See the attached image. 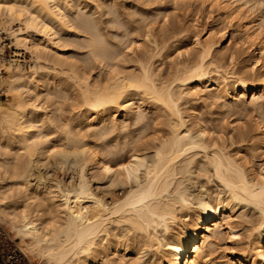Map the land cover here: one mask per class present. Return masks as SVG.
Returning a JSON list of instances; mask_svg holds the SVG:
<instances>
[{
  "label": "bare ground",
  "instance_id": "obj_1",
  "mask_svg": "<svg viewBox=\"0 0 264 264\" xmlns=\"http://www.w3.org/2000/svg\"><path fill=\"white\" fill-rule=\"evenodd\" d=\"M115 1L98 0L96 2L94 0L91 6L95 7L93 15L101 17L105 15L104 18L108 15L110 19H107V21H111H108V23L113 26L118 24L120 27L122 21H120V24L118 16L122 11L118 14L117 11L120 8L117 9L114 5ZM136 1L139 2L140 0ZM259 1L256 2L259 3ZM133 2L136 3L135 0ZM211 2L225 13V18L236 20L234 32L240 33V35L234 37V32L228 35L227 30L222 26L216 29H206L203 39L197 34L192 35V44L198 48L197 56H193V60L188 62V65L184 64L183 68L179 67V73L172 81L166 83L168 80L165 81L166 79L164 80L162 76L154 75V69L152 71L150 68L152 64L150 61V66H144L136 59L139 68L142 65L140 69L137 67L139 70L131 68L133 71L129 70V67L127 68L129 71L125 70L123 64L120 65L119 62L116 65L108 63L110 67L106 66L108 64L105 61H112L107 57L105 58L108 60L104 59L105 55L108 56L107 48L112 52L110 50L111 45L110 48L105 46V48L107 47L105 50L101 46L103 50H100L96 43L97 39L102 38V35L99 36L98 34L100 38L96 39V34L94 32L91 34V31L94 30L88 31L97 40L96 43L92 42L95 45L92 44L91 47L92 49L95 46L97 47H95V50L93 49L96 52L94 53L95 56L99 54L100 56L97 57H103L102 59L98 58L99 60L95 59L98 60L96 61L99 64L97 66L98 71H103L105 66V73L100 71L104 75L98 74V71L93 75L91 70L88 71V69L85 70L86 67L83 68V63H77L76 58H73L75 47L64 35L75 33L74 26L76 22L74 25L72 23L74 21L71 22L73 18L71 17L73 16L72 10H75L74 14H77L76 10L83 7L84 0L83 3L82 0L0 1V26L7 27L11 22H18L20 26L14 35V44L16 47L28 51L33 58V64L28 69L22 70L15 67L0 79V89L5 88L8 90L7 98L0 100V217L8 219V226L20 237L22 242L26 238L29 240V243L25 245H31L37 249V254L42 259L40 264H128L127 260L129 259L130 262V258L132 264H137V255L145 247H151L155 251L153 258L146 264H210L211 253L215 247H218L217 241L220 236L226 239L229 244L224 249L226 258L224 262L226 264H264V168L254 169L253 164L248 165L246 160L243 162L248 153L246 155L241 154L244 158L240 156V160L239 157H236L239 154L235 155L233 152L232 156L230 150L228 153L222 147L225 142H221L223 138L218 135L222 134V127L220 128L221 125L219 124L221 118L218 117L219 121L216 120V122L209 119L211 122L216 123H212V126L210 124V127L209 124H206L209 122L208 120H205L204 123L203 119V121L197 119L198 122L193 119L198 124L196 122L192 123L191 116L189 115L190 118L188 117L187 120L185 118L187 114L184 115L183 113L187 109L182 111L180 107L185 100L188 102L189 99H191L189 101L201 99L200 101L205 102L209 100L211 106L216 100H221L223 105L220 104L221 108L226 106L228 109L233 101L232 99L236 101L238 98L244 99L250 93L253 103H256L258 99L261 100L258 103L261 105H263L261 102L264 103V32H262L263 30L260 29L258 23V20H263V18H257V20L254 16L249 19L246 10L239 13L241 6L245 7L248 0H211ZM88 3L83 8H86L89 5ZM235 3L238 5H235ZM90 4H92L91 0ZM143 4L140 6H143ZM253 4L250 5L249 3V10L256 8ZM110 5L112 8H116L110 9ZM104 7L107 11H103L105 10ZM89 10L92 11V8L90 7ZM89 14L91 18L92 12ZM111 14H114V16L116 14L117 18L111 17ZM140 14L146 15L145 12ZM154 15L156 14L154 13ZM147 16L142 15L140 19L148 18L149 16ZM150 16L153 17L151 14ZM83 17L81 19L78 16L80 20L86 18V16ZM94 18L96 17L94 16ZM94 18L92 19L93 23L99 19L97 17L98 19L94 20ZM115 18L118 22L115 21ZM105 19L98 22L101 24ZM122 20L126 21L125 19ZM149 20H151L150 17ZM84 21H81V23H85ZM88 21L90 26L91 22ZM107 21L104 22L107 23ZM98 22L94 24L95 26L97 24V27ZM126 23L123 24L125 27ZM118 25L115 27H118ZM131 25L133 26L132 22L130 23L132 30L129 28L131 30L129 31L134 30L133 32H137L135 30L138 29V26L132 28ZM87 26L88 22L84 24V30ZM147 28L144 30H147ZM148 31H145V33L149 36ZM115 32L117 34V31ZM173 33L172 35H174ZM140 38L135 40L137 45L142 43ZM146 38L148 37L146 36ZM225 40L232 48V50L229 49L231 50L229 55V51L227 54L225 53L228 45L226 48L223 46ZM227 55L228 59L232 60L230 64L239 57L243 58L245 64H242L240 70L242 75H239L240 71L236 74L237 71L235 70V72L234 69L228 71V73L224 72L226 70L221 71L223 65L221 64L220 67L217 64L219 61L224 60L223 58L227 59ZM78 56H82V54ZM90 58L92 60V56ZM144 58L143 60H145ZM240 58L238 61H240ZM122 59L123 63L126 62ZM146 59L149 60L150 58L148 59L146 56ZM130 60L135 62L132 58ZM89 63L93 64L90 61ZM212 66L217 69L216 77H208L210 76L208 73H211L209 68L211 69ZM237 68L240 69V67ZM91 69L94 71L93 68ZM246 69L251 72L258 69L259 73L257 72L256 76L253 75L254 78L249 79L250 77H246ZM207 74L208 78H206ZM56 88H61L59 93L63 95L69 94L66 92L69 91L70 98L75 102L77 101L76 103L84 108L85 116H82V114V117L75 115V117H80L78 122L80 121V124H82V128H80L82 131L77 134L81 132V135L75 136L76 133L75 135L72 134V131H70L72 123L69 119L68 121L71 124L64 122L63 129H61L63 124L59 126L54 121L55 125L52 121L51 116L53 117L56 110V108L53 109L52 105H55L56 98L59 100V97H62V95L57 96L58 91L56 90L58 89ZM53 90L55 91L53 92ZM260 104H258V107L261 109ZM217 105L219 106V104ZM51 106L53 112H51ZM143 112L150 113L151 117L153 116L150 126H153V133H158L148 142L153 154L149 163L146 164L144 153L140 150L141 147L140 149L128 147V140L126 141L127 145L124 144L125 141H122L125 146L119 144L120 146L117 147L114 146L115 143L113 145L115 150L114 148L112 150V146L107 145V140L111 136L106 138L110 134L112 135V133L121 130L120 123H128V120H131L135 125L139 123L144 116ZM222 114H220L221 117L225 116ZM225 114L227 115V113ZM262 115L260 113L258 116L261 117ZM263 118L261 117L256 125L253 124L256 126L253 128L254 130L258 127L257 123L262 124L260 122H263L262 125H264ZM75 119L77 120V118ZM146 122L144 123L145 126L143 123L141 126L146 128V125H148V122L147 124ZM44 123L48 125V128L52 127L55 130L51 128L53 132H56V137L61 132L63 133L64 144L59 141V138L57 140V138L51 136L53 132L50 129L47 131L42 130L41 127L45 126ZM191 123L192 125H190ZM242 126L240 127L237 124L238 128L234 125L230 127L231 131L236 129L235 136L229 135L228 138L232 143L244 141L242 143L244 145L247 142L246 138L249 133L244 128L246 125ZM260 127L262 128V126ZM260 127H258L259 133L257 135L259 138L255 137L257 140L254 139L252 143H255L262 152L264 149V130ZM44 128L48 129L47 126ZM58 130L61 132L57 133ZM73 131L77 132L78 128ZM83 131H85V134L82 133ZM122 132L119 131L118 133ZM125 132L127 131L125 130ZM118 133L112 137H118ZM214 133L217 138L219 137V141L216 140L217 138L212 137ZM83 135L88 136V139ZM103 136L105 138L103 140L107 141V144L99 139ZM62 137H60L61 141ZM94 137L101 140L99 147L93 143L94 141L95 143L99 142V140H94ZM124 138L126 139V137ZM54 139L61 144L59 143L60 145L57 146L58 143L55 144ZM91 139H93V142H90ZM114 141L116 140L114 139ZM220 142L223 145L219 144ZM74 147L77 148L74 149ZM226 147L229 148V146ZM257 152L259 151L257 150ZM72 153L81 155L80 169H83L82 167H85V164L88 163L91 168L104 173V176L112 177V180L120 177L123 181H126L131 174H136L140 167L144 166V181L137 183L133 188H129L121 198L111 199L110 202H105L103 198L92 193L90 185H87L88 182L84 181L85 177L82 173L84 171L80 169L78 182L76 181V185L73 184L74 186L71 187V185L70 188L64 187V185L62 187L59 182H55L56 185L49 182L47 186L45 185L46 187L43 186L44 189L39 186H30L29 182L26 183V177L28 173L31 174L32 172L30 170H32L33 162L38 163V157L49 158L51 154H64L66 157L65 154L71 155ZM79 154L77 155L79 156ZM246 159L253 160L249 157ZM262 162L264 163V159ZM34 165L36 164L34 163ZM192 170H198V173L200 171L201 174L204 173V176L207 177L208 175V177L216 179L217 182L219 181L225 189V193H222L225 195L222 196L219 191L218 193H214V191L210 193L208 190L202 189L195 199V207L193 206L194 208L191 209L192 201L187 188L183 186L182 182L191 179L189 177L193 172ZM54 187L57 189V193H55ZM14 197L20 198V200H17L19 201L18 204H16L17 201L14 203L13 200H16ZM239 204L251 205L259 213L258 224L254 225L252 232L245 240L240 236L241 231L237 229V222L233 221L234 218L240 216V219L238 218L240 222L241 220L242 223L246 222L244 221L245 216L238 214L236 211ZM186 210H190V213H186L185 218L180 219L179 212H187ZM119 229L121 230L120 233ZM158 232L165 234L163 237L164 243L156 237ZM132 258L136 262L133 263ZM125 259H127L126 263ZM224 262L222 263L224 264Z\"/></svg>",
  "mask_w": 264,
  "mask_h": 264
},
{
  "label": "rangeland",
  "instance_id": "obj_2",
  "mask_svg": "<svg viewBox=\"0 0 264 264\" xmlns=\"http://www.w3.org/2000/svg\"><path fill=\"white\" fill-rule=\"evenodd\" d=\"M0 1H2V0H0ZM85 1H86V3H85ZM96 2H98V0H95ZM115 1V0H114ZM117 1H119V2H121V3H119V2H117ZM117 1H115V3H114V5H116V7H117V9L118 8H120V9H118L119 11H117V9L115 10V12L117 11V12H119L118 14H120V12H121V14H120V16H118V20H119V22L120 21H122V25H120V27H119V25L118 24H115V26L116 25H118V27H115V26H113V25H111L110 23H108V21H107V19H110V16H109V18H108V15H106V19L104 18V16L103 17H101V16H99V15H93V11H94V9H95V7L94 6H91V5H93V3H94V0H91V2H92V4H90V0L88 1V0H84V3H85V5H84V3H83V0H82V6L84 7V6H86V4L88 3L89 5H87V7H91L92 8V11L91 10H89V8H83V11L84 10H86V11H84V13H83V11H82V8H76L77 10H76V13L77 14H74L75 13V10H72L73 11V16H71V17H73V18H75L74 20H73V18L71 19V22L72 21H74V22H72L73 23V25H74V23H75V26L77 25V27H75L74 26V31H75V33L73 34V35H69V34H66V35H64V37L67 39V40H69L70 42H71V44H73L74 45V47H75V50L73 51V53L75 54V56H73V58L75 57L76 58V61H77V63H79V64H84V63H88V64H82V66H83V68H85V70H87L88 69V71H90L91 70V74H95L96 73V71H98V69H97V66L99 65L96 61H98L100 58L99 57H97V56H100L99 54L97 55V56H95L94 55V53H96L94 50L97 48L96 46L98 45V47H99V49L100 50H103V48L102 47H104V50L109 46V48H110V45H111V48H110V50L112 51V52H110L109 50H108V48H107V53H108V56L107 55H105L104 56V59H106L105 57H107V58H109L110 60H112L111 62L110 61H105V63L106 64H115L116 65V63H118L119 62V64L121 65V63L123 64L122 66H124L123 68H125V70H127V71H129L131 68L132 69H136L137 67L139 68V66H138V64H137V61L139 60V63L141 62L144 66H150V64H151V70L153 71V69H154V75L156 74V75H158L159 77H163V79L165 80V81H167L166 83H169L170 81H172L173 79H174V77L176 76V74H178L179 72L178 71H180V69H179V67H181V68H183L185 65H188V62H190L191 60H193V56H197V51H198V48L197 47H195L193 44H192V38H193V36L192 35H195V34H197L201 39H203L204 37H205V31H206V29H209V28H212V29H216V28H218V27H221L222 26V28H225L226 30H227V34L228 35H230V34H232L233 32H234V27H235V25H236V20L235 19H228V18H225L226 17V15H225V13H223V11L218 7L217 8V5H216V7H215V4L213 5L212 4V2H211V0H183L182 2H181V0H150V1H148L147 0V3H146V0H138L139 2H137L136 0H135V2L136 3H134L133 1L134 0H117ZM142 1H144V2H142ZM185 1H186V3H185ZM210 1V2H209ZM250 1V2H249ZM254 2H255V4L257 3L256 1H259V0H253ZM252 0H248V4H246V6L244 7V6H241L240 8H241V10L239 9V13H242V11L244 10H246V12H248L247 14H249V19L250 18H252V17H254L255 16V18L257 19H260L261 17L263 18V20H258V23H259V26H260V29L261 30H263L262 32H264V17H263V14H264V0L262 1V0H260L259 1V3H257L256 5L255 4H253L254 2H253ZM124 2H125V4H124ZM140 2H142V3H140ZM144 3V4H143ZM238 3V2H237ZM237 3H235V5H238ZM249 3H250V5H254V7H258L257 9L256 8H253V6H252V8L253 9H251V10H249ZM111 4V3H110ZM118 4H120V5H118ZM136 4H138V5H136ZM143 4V6H140V5H142ZM240 4V3H239ZM109 5V4H108ZM213 5V6H212ZM249 5V6H248ZM261 5V6H260ZM111 6V5H110ZM126 6V7H125ZM129 6V8H127ZM115 7V8H116ZM124 7V8H123ZM132 7V8H131ZM143 7H144V9H143ZM259 7H261V8H259ZM105 8V7H104ZM110 9H113L112 8V6L111 7H109ZM114 8V9H115ZM121 8H122V10H121ZM145 8H148V9H145ZM246 8V9H245ZM248 8V9H247ZM110 9H109V11H110ZM140 9H141V11H140ZM221 11H220V10ZM82 12H81V11ZM135 10V11H134ZM147 10V11H146ZM248 10V11H247ZM254 10V11H253ZM79 11H80V13H79ZM87 11H88V13H87ZM103 11H107L106 10V8H105V10H103ZM137 11V12H136ZM151 11H152V13H151ZM241 11V12H240ZM243 11V12H244ZM250 11V12H249ZM90 12H92V14H91V18L89 17L90 16ZM133 12H135V13H133ZM138 12H140V13H146V15L145 14H138ZM87 13V14H86ZM108 13V12H107ZM150 13L152 16L154 15V13L156 14V15H154L153 17H151L150 16V14L148 15V14ZM79 14V15H78ZM109 14V13H108ZM124 14V15H123ZM138 14V15H137ZM110 15V14H109ZM112 15V14H111ZM140 15V16H139ZM149 16L150 17V19L152 20H149V17L148 18H142V19H140L141 18V16ZM77 16V17H76ZM78 16H79V18H81L82 19V17L83 18H85V16H86V18L87 17H89V19L88 20H90V22H91V24H90V26H89V21L88 20H86V18L85 19H83V20H85L84 22L85 23H87L88 22V26H87V28L84 30V28L85 27H83L84 26V24L85 23H81V21L83 22V20H80L79 18H78ZM94 16L98 19V21L100 20V17H101V20L102 19H105V20H103V22L104 21H107V23L106 22H102L101 24L98 22V21H96V22H98L99 24H98V27H97V24H96V26L94 25L95 23H93L94 21L92 20L93 18H94ZM114 16V14L111 16V17H113ZM117 15L115 14V16L114 17H116ZM93 17V18H92ZM113 17V18H114ZM120 17V18H119ZM128 17V19H129V21H127L128 19H126ZM139 17V18H138ZM96 18H94V20L96 19ZM112 18V19H113ZM117 18V17H116ZM115 18V21L116 22H118L117 21V19ZM154 18H155V20H154ZM111 19V20H112ZM122 19H125L126 21H124V20H122ZM134 19V20H133ZM138 19H140V20H138ZM78 20V21H77ZM101 20H100V22H101ZM132 20V21H131ZM141 20H143V21H141ZM144 20L146 21L145 23H144ZM80 21V22H79ZM140 21V22H139ZM235 21V22H234ZM109 22H111V21H109ZM113 22H114V20H113ZM123 22H127L126 24L129 26H127L126 25V27H125V25H123V24H125V23H123ZM132 22V24H133V26H138V29L137 30H135V31H137V32H130L132 29L130 28V23ZM137 22H139V23H137ZM12 23V22H11ZM10 23V24H11ZM81 23V24H80ZM93 23V24H92ZM137 23V25H135ZM141 23V24H140ZM83 24V25H82ZM120 24H121V22H120ZM82 27H80V26ZM92 25V26H91ZM145 26V28H147V25L149 26L148 28H147V30H149L148 31V33H149V36H150V38H149V36L148 35H146V33H145V31L147 32V30H144L145 28H144V26ZM132 26V25H131ZM133 26H132V28H133ZM139 26H142V27H139ZM79 27V28H78ZM90 27H92V28H90ZM121 27H124L123 29L121 28ZM77 28V29H76ZM89 28H90V30H89ZM97 30H96V29ZM98 28H99V32H98ZM103 28V29H102ZM113 28H114V30H113ZM117 28V29H116ZM131 30H130V29ZM204 28V29H203ZM112 29V30H111ZM116 29V30H115ZM127 29H128V31H127ZM178 31H177V30ZM78 30H79V32H78ZM91 30H94V31H91ZM130 30V31H129ZM175 30H176V32H175ZM86 31H87V33H86ZM91 31V34H93V32H94V34H96L95 36H97V37H95L96 39L97 38H100V37H98V34H99V36H101L102 38H100V39H102L101 41H100V39H95L89 32ZM102 31V32H101ZM115 31H117V34H116V32ZM96 32V33H95ZM114 32V33H113ZM125 32H129V33H126L125 34ZM172 32H174L173 34L174 35H172ZM143 33H145V34H143ZM176 33V34H175ZM235 33V34H234ZM233 33V35H235L234 37H238V34L240 35V33H237V32H234ZM119 34V35H118ZM124 34V35H123ZM140 34V35H139ZM90 35V36H89ZM143 35V36H142ZM237 35V36H236ZM89 36V37H88ZM141 38H140V37ZM145 36V37H144ZM146 36L149 38H146ZM84 38V39H83ZM87 39V41H85L84 42V40H86ZM92 38H93V40H92ZM106 38V39H105ZM138 38H140L141 39V42L143 43H140V45H137V43L135 42V40L136 39H138ZM146 38V39H145ZM145 39V40H144ZM90 42H89V41ZM94 40H95V42H94ZM107 40V41H106ZM79 41V42H78ZM96 41H97V43H96ZM101 43H103V44H101ZM103 41V42H102ZM154 41H156L155 42V44H154ZM82 42V43H81ZM96 43V48L94 47L93 49H92V44L93 43ZM99 42V43H98ZM153 42V43H152ZM162 42V43H161ZM80 43V44H79ZM228 42H227V40H225L224 41V48H226L227 47V44ZM85 44V45H84ZM82 45V46H81ZM90 45V46H89ZM93 45H95V44H93ZM137 45V46H136ZM154 45V46H153ZM80 46H81V48H80ZM87 46V47H86ZM102 46V47H101ZM105 46H107L106 48H105ZM114 46H115V48H114ZM79 47V48H78ZM91 47V48H90ZM102 49H101V48ZM155 47H157V48H155ZM83 48V49H82ZM160 48V49H159ZM82 49V50H81ZM85 49V50H84ZM87 49V50H86ZM90 49H92V50H90ZM154 49H156V50H154ZM159 49V50H158ZM229 49H231L232 50V48L231 47H229V45H228V48L227 49H225V53L227 54V52H228V55H229V53L231 52V50H229ZM76 50H78V51H76ZM99 50V51H100ZM117 50H119L120 52H118ZM224 50V49H223ZM93 53H92V52ZM116 51V52H115ZM86 52V53H85ZM88 52V53H87ZM116 54H115V53ZM224 52V51H223ZM222 52V53H223ZM122 53H124V54H122ZM126 53V54H125ZM73 54V55H74ZM82 54V56H78V55H81ZM128 54V55H127ZM140 54V55H139ZM90 55V56H89ZM124 55V56H123ZM147 56V58L149 59V60H147L146 59V56ZM152 55V56H151ZM221 55H223V54H221ZM228 55H227V59L226 58H223L224 60H221L222 61V63H221V61H219V63L218 62H215V63H218L217 65H219L220 67H221V71H224V70H226V71H224L225 73L227 72L228 73V71H232L233 69H234V71L236 70L237 71V73L236 74H238V72L242 69V64L244 65L245 63L243 62V58L241 57H239L240 58V61H238V59L237 60H233V63L232 64H230L231 62H232V60H230V59H228L229 57H228ZM86 56H88V57H86ZM92 56V60H91V57ZM110 56H112V57H110ZM218 57H219V55H217ZM30 57H31V61H30V63L28 64V66H26V67H21L20 69H22V70H25V69H28V67H30L32 64H33V58H32V56L30 55ZM82 57V58H81ZM94 57V58H93ZM119 57H121V58H119ZM127 57V58H126ZM142 57V58H141ZM145 57V58H144ZM194 57V58H195ZM221 57V56H220ZM223 57H226V56H224L223 55ZM74 58V59H75ZM84 58V60H82ZM86 58V59H85ZM87 58H88V60H87ZM90 58V59H89ZM98 59V60H96V59ZM103 58V57H102ZM101 58V59H102ZM124 59V61H126V62H124L123 63V61H121V59ZM133 59V60H135V62L134 61H131L130 59ZM143 58L145 59V60H143ZM190 58V59H189ZM122 59V60H123ZM126 59V60H125ZM136 59H137V61H136ZM86 60V62H84ZM106 60H108V59H106ZM113 60H114V63H113ZM147 60V61H146ZM189 60V61H188ZM228 60V61H227ZM79 61V62H78ZM81 61H83V62H81ZM89 61L90 62H92L93 64H90L89 63ZM102 61V60H101ZM128 61V62H127ZM131 61V62H130ZM146 61V62H145ZM151 63H150V62ZM230 61V62H229ZM235 61V62H234ZM184 62V63H183ZM186 62V63H185ZM239 62V63H238ZM95 63V64H94ZM97 63V64H96ZM103 63V62H102ZM104 63V64H105ZM90 64V65H89ZM109 64L108 65H106V66H108V67H110L109 66ZM141 64V65H142ZM185 64V65H184ZM222 64V65H221ZM235 64V65H234ZM86 65V66H85ZM89 67H88V66ZM119 65V66H120ZM126 65V66H125ZM140 65V64H139ZM141 65H140V68H141ZM234 65V66H233ZM96 66V67H95ZM102 66V65H101ZM121 66V67H122ZM129 67V68H128ZM154 67V68H153ZM226 67V68H225ZM233 67V68H232ZM237 67H240V69L239 68H237ZM90 68V69H89ZM91 68H93L94 69V71L91 69ZM99 68V67H98ZM104 69H105V66L103 67ZM102 68V69H103ZM129 70H128V69ZM137 68V69H138ZM139 68V69H140ZM214 68L215 67H211V69L209 68V71L211 72V73H208L210 76H208V74L206 75V78H208V77H216L215 76V73H216V68H215V70H214ZM223 68H225V69H223ZM236 68V69H235ZM103 69V71L102 70H100L101 71V73H105V70ZM131 69V70H132ZM136 69V70H137ZM138 69V70H139ZM156 69V70H155ZM179 69V70H178ZM223 69V70H222ZM239 69V70H238ZM213 72H212V71ZM247 71H246V77H250L249 79H252V78H254V76H256V73L259 71L258 69H256V71L255 72H251V71H248V69H246ZM258 70V71H257ZM100 71H98L97 73L98 74H100V75H104V74H101L100 73ZM133 71V70H132ZM215 71V72H214ZM235 71V72H236ZM134 72H136V71H134ZM137 72H139V71H137ZM155 72H157V73H160V74H157V73H155ZM223 73V72H222ZM242 72L240 71V73H239V75L241 74ZM259 73V72H258ZM257 73V74H258ZM93 74V75H94ZM161 74H163V75H161ZM243 74H245V73H243ZM251 74V75H250ZM155 75V76H156ZM242 75V74H241ZM254 75V76H253ZM157 76V77H158ZM208 76V77H207ZM205 79V78H204ZM206 80V79H205ZM5 88H3V90H4ZM56 89H58V88H56ZM59 90H60V92H61V88H59L58 90H56V91H58V93H59ZM55 90H53V92H54ZM7 92H8V90H4V94L2 95V96H0V100H4V99H6L7 97H6V95H7ZM66 92H68L69 94H70V92L69 91H66ZM57 93V92H56ZM57 93V96H61L62 95V97H59V100H57L58 98H56V96H55V105H52L53 106V109L54 108H56V110H55V112L53 113V117L51 116V119L53 118V122L54 121H56V124H58L59 126H61V124H63L64 122H67V123H69V124H71V129H70V131H72V134L74 133V135H75V133L77 134V133H79V131H82V129H80V128H82V124H80V121L78 122V120H80L79 118L80 117H82V116H85L86 115V112H85V110L83 111V109L84 108H82L81 107V105L79 104V103H76L75 102V100H73L72 98H70L71 97V94L69 95V94H61V93H59L58 94ZM65 96V97H64ZM61 99V100H60ZM188 100V99H187ZM189 100H191V99H189ZM188 100V102L185 100L182 104V106L184 107V109H183V107L182 106H180L181 108H182V111L184 110L185 111V109H187V111L186 112H183L184 113V115L185 114H187L186 115V119L188 120V117L190 118V116H191V120H193V119H196V121H197V119L198 120H204V123L206 122L205 120H208L209 122H211L210 120H215V122H216V120H218V117H219V119H220V121H219V124L221 125L220 126V128H221V133L222 134H218L219 135V137L220 138H223L222 140H224V141H222L221 139V142H225L224 143V145L220 142L219 144H221V145H223L222 147L223 148H225V150L229 153V150L231 151V154H232V156H233V152H234V154L235 155H238V156H236V157H239L240 158V160H241V157L243 156H241V154H245L246 155V153H248L247 154V157H249L250 159H253V160H250L249 161V159H246V158H244V156H243V162H244V160H246V161H248V165H250V164H253L252 166H253V168L254 169H262V168H264V163L262 162L263 161V157H264V149L262 150V152H261V149L259 148H257V145L254 143H252V141L254 140V139H256L257 140V138H259V136L257 137V135H258V133H259V128L258 127H260V126H262V128L261 129H263L264 130V125H262L263 124V122H260V123H262V124H258L259 123V119L262 117H264V103L263 102H261L263 105H261L260 103H258V101L260 102L261 100L260 99H258V101H256V103H253V100L251 99V93L250 94H248V96L247 97H245L244 99L243 98H238V100L236 101L235 99H232L233 101L231 102V105L230 106H228L229 108L227 109V107L225 106V107H223V108H221V100H216L217 102L218 101H220L219 103H217L216 101L215 102H211L212 103V106H211V104H210V102H209V100H208V102L206 103L205 101H200L201 99H198V100H195V101H189ZM193 100V99H192ZM59 101V102H58ZM236 101V102H235ZM187 102V103H186ZM75 103V104H74ZM186 103V104H185ZM260 104V106H261V109H260V107H258L259 105L258 104ZM74 104V105H73ZM217 104H219V106L217 105ZM221 104V105H220ZM236 104H237V106H236ZM52 106H51V112H53V109H52ZM187 106H188V108H187ZM223 106V105H222ZM231 106H232V108H231ZM263 106V107H262ZM191 107V108H190ZM258 107V108H257ZM57 108H59L58 109V111H57ZM74 108V109H73ZM81 108V109H80ZM191 110H190V109ZM263 108V109H262ZM259 109V110H258ZM189 110V111H188ZM218 110V111H217ZM57 111V112H56ZM73 111V112H72ZM83 111V112H82ZM143 111H145V110H143ZM193 111V112H192ZM196 111V112H195ZM226 111V112H225ZM263 111V112H262ZM50 112V113H51ZM75 112V113H74ZM78 112V113H77ZM82 112V113H81ZM219 112V113H218ZM80 113V114H79ZM182 113V114H183ZM193 114V115H191V114ZM195 113V114H194ZM222 113H224V114H222ZM225 113H227V115L225 114ZM260 113L261 114H263L261 117H259L258 115H260ZM79 114V115H78ZM81 114H82V116H81ZM84 114V115H83ZM144 116L142 117V120H144V122H142V120L139 122V123H137L136 125L131 121V120H128L127 122L128 123H120V126H122L120 129L121 130H119L120 132H122V133H118L119 131H116V133H118L117 135H118V137L117 136H114V137H112L114 134L116 135V133H112V135L110 134L108 137H106V138H109L110 136H111V138L110 139H106L107 141V143L105 142V140H103V139H105L104 138V136H103V138L101 137V138H99V139H101L103 142H105L107 145H109L110 147H111V149L113 150V148H114V150H115V147L114 146H117L118 147V145L120 144V145H122L123 143H122V141H125L124 142V144L125 145H127L128 147H130V148H133V149H135V147H137V149H140V147H141V149L140 150H142L141 152L142 153H144V156H145V164L146 163H149V161H150V158H151V156H152V154H153V150L150 148V143H148V142H150L149 140H151L152 138H153V136L156 134H158V133H153V131H152V129H153V126L151 125L150 126V123L152 124V117H151V114L150 113H147V112H143L142 113ZM146 114V115H145ZM198 114V115H197ZM214 114H215V116H214ZM219 114V115H218ZM220 114H222V115H225V116H220ZM258 114V115H257ZM52 115V114H51ZM75 115L76 116H80V117H75ZM183 115V116H184ZM190 115V116H189ZM209 115H211L210 117H209ZM57 116V117H56ZM74 116V117H73ZM193 116V117H192ZM228 118H227V117ZM56 117V118H55ZM72 117V118H71ZM145 117V118H144ZM197 117V118H196ZM209 117V118H208ZM216 117H217V119H216ZM74 118V119H73ZM75 118H77V120L75 119ZM144 118V119H143ZM200 118V119H199ZM225 120H224V119ZM68 119L69 120H71L70 122L68 121ZM72 119H73V121H72ZM150 119V120H149ZM189 119V120H190ZM210 119V120H209ZM257 119H258V121H257ZM264 119V118H263ZM263 119H261V121H263ZM202 120V121H203ZM223 120H224V122H223ZM234 120V121H233ZM145 121H147L148 122V125H146V128L144 127L145 126ZM195 120H193L192 121V123H194V122H196ZM202 121H200V122H202ZM147 122H146V124H147ZM191 122V121H190ZM198 122V121H197ZM196 122V123H197ZM209 122H207L206 124H209V127H210V124H211V126H212V123L213 124H216L214 121L213 122H211V123H209ZM221 122V123H220ZM234 122V123H233ZM256 122H258L257 123V128L254 130L253 128H255L256 126H254V125H256ZM47 123V122H46ZM76 123H78V124H76ZM144 124V126H141V125H143ZM192 123L190 124V125H192ZM195 123V125H197ZM229 123V124H228ZM54 124H55V122H54ZM55 124V125H56ZM66 124V123H65ZM140 124V125H139ZM202 124H203V122H202ZM201 124V125H202ZM218 124V125H219ZM237 124H238V126H242V125H246V127L244 126V128H246L247 130H248V137L246 138L247 139V142H245L244 143V145L242 144L244 141H242V142H236V143H232L228 138L232 135V136H235V133H236V129H232V131H231V126H233L234 125V127H236V128H238L237 127ZM254 124V125H253ZM44 125H45V123H44ZM57 125V126H58ZM195 125H193V126H195ZM249 125V126H248ZM252 127H251V126ZM260 125V126H259ZM47 126V128H48V125L46 124L44 127H46ZM58 126V127H59ZM63 126H64V124L62 125V128L61 129H63ZM78 126V127H77ZM207 127H208V125H206ZM44 127H41V128H43L42 130H51V128L52 127H50V128H48V129H46V128H44ZM70 127H68V128H70ZM142 127H144V128H142ZM156 127H159V126H156ZM161 127V126H160ZM243 127V126H242ZM76 128H78V131L76 132V131H73L74 129L76 130ZM128 128V129H127ZM142 128V129H141ZM53 129V128H52ZM123 129V130H122ZM127 131V132H125V130ZM54 130V129H53ZM251 130V131H250ZM255 132H254V131ZM52 131V130H51ZM55 131V130H54ZM59 131V130H58ZM53 132V131H52ZM61 131H59V132H57V133H60ZM85 131H83L82 133L83 134H85L84 133ZM152 132V133H151ZM211 132V131H210ZM220 132V131H219ZM218 132V133H219ZM250 132H251V134H250ZM54 133V134H53ZM53 133H51V136L52 137H54V138H57V140H59L60 142H62V144H64V141H63V137L62 136H64V135H62L63 133L61 132L57 137L55 136L56 135V132H53ZM216 134H217V132H215ZM215 133H214V135H212V137H214L215 139L217 138L216 137V135H215ZM253 133H255V134H253ZM213 134V133H212ZM54 135V136H53ZM78 135H81V132H80V134H77V135H75V136H78ZM86 135H87V133H86ZM86 135H83V136H85L86 137V139H88L87 137L88 136H86ZM126 135V136H125ZM155 135V136H156ZM230 135V136H229ZM254 135V136H253ZM251 136V137H250ZM253 136V137H252ZM60 137H62V141H61V138ZM90 137V136H89ZM116 137H117V139H116ZM121 137V138H120ZM124 137H126V139L124 138ZM218 137V138H219ZM255 137H257V138H255ZM59 138V139H58ZM91 138V137H90ZM97 138V137H96ZM124 138V139H123ZM129 138V139H128ZM132 140H131V139ZM218 138L216 139V140H218ZM225 138V139H224ZM226 138H227V140H226ZM248 138H249V140H248ZM252 138V139H251ZM94 140H97V139H95V137L93 138ZM93 139H91V141L90 142H93ZM98 139V140H99ZM114 139L116 140V141H114ZM120 139V140H119ZM55 141V144L56 143H58V145L57 146H59L61 143L59 142V141H57L56 142V139H54ZM97 140V141H98ZM101 140H99V142H96L95 143V141L93 142L95 145H97L98 147H99V145H100V143H101ZM129 140V143L127 142V144H126V141H128ZM251 140V141H250ZM255 140V141H256ZM109 141H110V143H109ZM114 141V142H113ZM118 141V142H117ZM133 141H135V142H133ZM219 141V140H218ZM218 141H216V142H218ZM231 142V144H230V142ZM250 141V142H249ZM112 142H113V144H112ZM131 142V143H130ZM133 142V143H132ZM60 143V144H59ZM98 143V144H97ZM116 143V144H115ZM252 144V145H250V144ZM115 144V145H114ZM123 144V146H125ZM129 144H131V145H129ZM143 145V147H142V145ZM146 144V145H145ZM218 144V145H219ZM228 144V145H227ZM114 145V146H113ZM119 145V146H120ZM138 145V146H137ZM141 145V146H140ZM237 145V146H236ZM256 145V146H255ZM123 146H121V147H123ZM126 146V147H127ZM134 146V147H133ZM220 146V145H219ZM226 146H229V148L228 147H226ZM243 146V147H242ZM139 147V148H138ZM221 147V148H222ZM238 147V148H237ZM242 147V148H241ZM251 147V148H250ZM254 147H256L257 149H255ZM77 147H74V149H76ZM107 148H109V147H107ZM117 149V148H116ZM129 149V148H128ZM228 149V150H227ZM124 150H126L125 148H124ZM131 150V149H130ZM243 150V151H242ZM249 150V151H248ZM252 150H253V152H252ZM256 152H255V151ZM257 150L259 151V152H257ZM98 152H99V150H98ZM238 152V153H237ZM250 152H252V153H250ZM253 153H255V154H253ZM256 153H258V154H256ZM77 154H79V153H77ZM76 153H72L71 155H68V154H65L66 155V157L64 156V154H56V155H50L49 156V158H42V157H38L39 158V160L37 161L38 163H36V161H34L33 162V168L31 167V169L32 170H30V172H31V174L30 173H28V175L30 176H28L27 175V177H26V180H27V184H28V182H29V185L30 186H39L41 189H44L47 185H48V183L50 182L51 184H53V185H56L55 184V182H59L61 185H62V187H63V185H64V187H67V188H70V186L71 187H73L74 185H76L75 183H76V181L77 180H79V171L80 170H82V171H84V172H82V173H84V175H83V177H85L84 178V181H86V183L88 182V184L87 185H90L89 187H91L90 188V190L92 191V193H94V195H96V196H99L100 198H103L104 200H105V202H110V200L111 199H114V198H121V196H123V194L129 189V188H133V187H135L136 186V184L137 183H139V182H143L144 181V178H145V175H144V173L143 172H145V170H144V166L143 167H140V170H138V172L136 173V174H134V175H130L129 176V178L126 180V181H123L120 177V179L118 178H114L113 180H112V177H106V176H104V173H102L101 171H99V170H97V169H95V168H91V165L90 164H85V167H82L83 169H80L81 167H79L80 166V160H81V155L79 154V156L77 155ZM249 154H251V156H249ZM261 154V155H260ZM63 157H62V156ZM235 155H234V157H235ZM241 156V157H240ZM253 157V158H252ZM262 157V158H261ZM25 159L27 158L26 156L24 157ZM41 158V159H40ZM80 158V159H79ZM59 162V163H58ZM63 162V163H62ZM250 162V163H249ZM34 163L36 164V165H34ZM60 164H62V165H60ZM80 169V170H79ZM194 169H196V168H194ZM193 172L191 173V176L189 177V178H191L189 181L187 180V182L185 181V182H182L183 183V186H185L186 188H187V191H188V195H189V197L191 198H189L192 202H191V205H190V207H191V209H193L194 207H195V199H196V197H197V195L200 193L199 191H202V189L203 190H208V192H213L214 191V193L216 192V193H218V191H219V194H221L222 196H224L222 193H225V189L223 188V185L218 181L217 182V180L216 179H214L213 177L212 178H210V176L208 177V175H207V177L208 178H210V179H208L206 176H204L203 174H201L200 173V171H199V173L197 172L198 170H192ZM40 173V174H39ZM39 175V176H38ZM199 175H200V177H199ZM77 176H78V179H77ZM43 177V178H42ZM28 178H29V180H28ZM39 178V179H38ZM121 180V181H120ZM216 180V181H215ZM48 181V182H47ZM52 181H53V183H52ZM36 182V183H35ZM78 182V181H77ZM31 183H32V185H31ZM34 183V184H33ZM44 183V184H43ZM36 184V185H35ZM74 184V185H73ZM46 185V186H45ZM61 185H59V187H61ZM43 186H45V187H43ZM69 186V187H68ZM181 186H182V184H181ZM182 186V187H183ZM43 187V188H42ZM61 187V188H62ZM185 187H184V189H185ZM54 190H55V193H57V189L54 187ZM186 190V189H185ZM210 190V191H209ZM199 192V193H198ZM14 198H16V200H13ZM12 200L14 201V203H15V201H17V200H20V198H18V197H14ZM58 198V197H57ZM19 203V201H17L16 202V204H18ZM15 205V204H14ZM194 206V207H193ZM240 206V207H239ZM187 212H185V211H180L179 212V214H178V216L180 215V219H183V218H185V214L186 213H190V210H186ZM236 211L238 212V214H242V215H244L245 217H244V221H246V222H244V223H242V220H241V222H240V216L239 217H236V218H234L235 220H233V221H236L237 223H236V226H237V224H238V230L240 229V233H241V237H243L244 238V240L245 239H247V236H249V234L252 232V229H253V227H254V225L255 224H258V222H259V213L257 212V210L256 209H254L253 208V206H251V205H243V204H239L238 205V208H236ZM236 212V213H237ZM181 213V214H180ZM184 216V217H183ZM4 217H0V224L5 228V230L9 233V235H10V237L14 240V242H15V244L17 245V247L27 256V258H28V260H29V262L31 263V264H40L41 263V257H39L38 256V254H37V249L34 247V246H31V245H25L26 243L28 244L29 243V240L26 238L25 240H23V242L24 241H26V242H22L21 241V239H20V237L19 236H17L11 229H10V227L8 226L9 224H8V219H6V218H4ZM239 218V219H238ZM243 218V217H242ZM242 223V224H241ZM241 225V226H240ZM242 228V229H241ZM120 230V229H119ZM121 232V230L119 231V233ZM165 236V234L163 235L161 232L159 233H157L156 234V237L157 238H159V240H161V242L162 243H164V240H163V237ZM244 236H246V237H244ZM221 237V238H220ZM219 237V239H218V247H215L214 249H213V252L211 253V256H210V264H223L222 262H224V260L226 259L225 258V252H224V249L226 248V247H228L229 246V244H228V242H226L227 240L226 239H224L222 236H220ZM242 238V239H243ZM28 240V241H27ZM244 242H246V241H244ZM243 242V243H244ZM34 247V248H33ZM34 249V250H33ZM36 252V253H35ZM154 252L155 251H153V249H151V247H145V249L143 248V250L142 251H140L139 252V254L137 255V264H146L147 262H149L150 260H151V258H153L152 256H154ZM36 255V256H35ZM224 258V259H223ZM128 259V258H127ZM127 259H125L124 261H125V263L128 261V264H130V262H131V258H130V262H129V259L127 260ZM127 260V261H126ZM134 260H136L135 258H134ZM140 260V261H139ZM132 261H133V258H132ZM134 262H136V261H133V263ZM213 262V263H212ZM131 264H132V262H131ZM224 264H226L225 262H224Z\"/></svg>",
  "mask_w": 264,
  "mask_h": 264
},
{
  "label": "built area",
  "instance_id": "obj_3",
  "mask_svg": "<svg viewBox=\"0 0 264 264\" xmlns=\"http://www.w3.org/2000/svg\"><path fill=\"white\" fill-rule=\"evenodd\" d=\"M19 23L14 21L7 27L0 26V79L15 67H26L31 61L30 53L14 44V35ZM4 90L0 89V96ZM0 264H31L27 256L17 247L9 233L0 224Z\"/></svg>",
  "mask_w": 264,
  "mask_h": 264
}]
</instances>
